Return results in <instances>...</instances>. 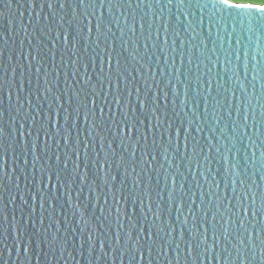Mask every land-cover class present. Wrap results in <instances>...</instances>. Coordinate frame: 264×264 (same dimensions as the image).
<instances>
[{
	"label": "water",
	"instance_id": "95a60500",
	"mask_svg": "<svg viewBox=\"0 0 264 264\" xmlns=\"http://www.w3.org/2000/svg\"><path fill=\"white\" fill-rule=\"evenodd\" d=\"M233 4L0 0V264H264V6Z\"/></svg>",
	"mask_w": 264,
	"mask_h": 264
},
{
	"label": "trees",
	"instance_id": "16d2710c",
	"mask_svg": "<svg viewBox=\"0 0 264 264\" xmlns=\"http://www.w3.org/2000/svg\"><path fill=\"white\" fill-rule=\"evenodd\" d=\"M230 2L264 6V2H262V0H230Z\"/></svg>",
	"mask_w": 264,
	"mask_h": 264
},
{
	"label": "snow or ice",
	"instance_id": "6c2138e0",
	"mask_svg": "<svg viewBox=\"0 0 264 264\" xmlns=\"http://www.w3.org/2000/svg\"><path fill=\"white\" fill-rule=\"evenodd\" d=\"M218 3L222 4L228 10H232L236 8V5L231 3L230 0H218ZM257 11H264V8L258 9Z\"/></svg>",
	"mask_w": 264,
	"mask_h": 264
},
{
	"label": "clouds",
	"instance_id": "9594fccd",
	"mask_svg": "<svg viewBox=\"0 0 264 264\" xmlns=\"http://www.w3.org/2000/svg\"><path fill=\"white\" fill-rule=\"evenodd\" d=\"M262 2H264V0H262Z\"/></svg>",
	"mask_w": 264,
	"mask_h": 264
}]
</instances>
